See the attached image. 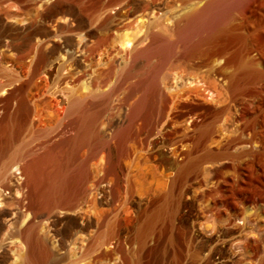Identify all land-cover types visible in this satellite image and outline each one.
Listing matches in <instances>:
<instances>
[{
  "label": "bare ground",
  "instance_id": "1",
  "mask_svg": "<svg viewBox=\"0 0 264 264\" xmlns=\"http://www.w3.org/2000/svg\"><path fill=\"white\" fill-rule=\"evenodd\" d=\"M180 1V5L166 8L161 0H86V8L82 9L76 1L58 0L36 16L28 12L13 18L15 23L0 19V264H65L73 252L76 259L72 264H82L88 252L96 259L117 255L128 258L121 239L115 240L107 252L103 250L100 226L81 207L89 174L88 160L84 159L87 155L79 156V150L87 147L94 158L104 148L111 152L112 139H118L121 156L127 141L135 137L139 120L146 126L155 124L152 97L165 96L163 62L178 43L182 45L178 58L223 74L238 58L236 45H248L246 34L239 29L251 30L261 24L250 14L253 0L243 8L250 15L240 23L236 22L232 0ZM84 8L98 11L99 21H90ZM161 19H172L167 32L174 37H167ZM121 23L132 26L135 32L131 37L120 36L124 49L108 53V66L100 79L93 83L84 79L85 94L74 86H62L70 83L72 74L85 77L87 59L109 43L111 31ZM9 53L20 60L31 57L29 78L23 80L17 70L11 72L6 65ZM154 57L158 58V66L151 71L147 69L150 63H144ZM250 69L251 73L258 72L253 66ZM42 71H56L57 79L49 91L53 96H62L64 103L58 120L43 123L36 119L34 103L27 94L34 77ZM241 80L231 76L227 82V89L235 96L242 90ZM115 96H121L117 106L123 109V116L118 120L110 117L102 131V110H108L106 106L115 102ZM178 110L180 116L190 120L192 133L188 138L198 147L203 146L214 128V120L207 114L209 106L182 103ZM259 137L256 134L244 142L251 145ZM182 155L185 163L179 164L180 174L199 164L189 153ZM211 157L210 152L204 156ZM119 159L109 167L116 175L121 169ZM226 185L221 181L219 186ZM3 188L11 190L10 199L3 197ZM217 197L215 204L223 199ZM166 201L161 197L149 208L139 210L134 237L139 254L151 252L149 238L165 213ZM92 226L96 239L86 246L84 234ZM248 239L254 252L261 248L257 238ZM252 258L247 264H264V259L258 263Z\"/></svg>",
  "mask_w": 264,
  "mask_h": 264
},
{
  "label": "rangeland",
  "instance_id": "2",
  "mask_svg": "<svg viewBox=\"0 0 264 264\" xmlns=\"http://www.w3.org/2000/svg\"><path fill=\"white\" fill-rule=\"evenodd\" d=\"M52 1L58 0H0V19L15 23L14 19L28 12L36 16ZM71 1H76L79 8H86V0ZM161 1L166 8L181 3L180 0ZM249 1H231L230 4L235 3L232 7L235 8L236 22H242L251 14L252 19L261 24L251 30L239 29L246 34L248 45H236L238 58L223 74L211 71L210 66L198 68L178 58L182 51V45L178 43L163 62L166 65L164 69L162 67L161 80L165 96L152 97L155 124L146 126L139 120L135 126V137L127 141L121 156L117 150L118 139H112L111 152L104 148L94 158L89 156L87 147L79 150V156L87 155L84 159L88 160L89 174L87 194L81 200V207L100 226L103 250L107 252L113 242L115 244L117 239H121L123 245L126 244L128 257L117 255L96 259L88 252L82 264H247L252 256L258 263L264 259V0H253L250 14L243 9ZM85 8L87 18L97 23L100 13ZM171 20H160L163 29L165 27L164 32L169 30ZM125 25L121 23L115 27L109 43L89 56L85 77L77 78V74H70V83L62 86H74L85 94L84 82L98 81L108 66L105 63L111 56L108 53L124 49L120 36L130 34L128 37H131L134 34V28ZM171 33L166 34L168 38H171ZM11 54L6 60L11 72L17 70L19 78H29L31 57L20 60ZM156 59L154 57L151 62L144 63L145 66L150 63L147 69L152 71L156 64L158 66ZM250 66L258 72L251 73ZM48 73L42 71L35 76L27 90L34 103V115L41 123L58 120L64 106L62 96H53L49 91L57 73ZM231 76L242 79L243 86L238 96L227 89ZM121 96L114 97L116 100L110 102V107L106 106L107 111L102 110L100 130H105L110 117L114 120L122 118L123 109L117 106H120L118 98ZM182 103L209 106L207 114L214 120V128L203 146L198 147L193 139L188 138L192 126L187 117L179 114L178 108ZM256 134H260L258 140L246 145L244 139ZM182 152L189 153L193 160H199V164L180 174L179 164L185 163ZM208 152L213 157L204 158ZM115 159L121 162L118 175L109 171ZM221 181L227 185L220 188ZM1 192L8 199L12 196L10 189L3 188ZM214 196L222 197L221 203L215 204ZM161 197L167 200V206L150 235L151 252L139 254L138 242L134 238L138 212L149 208ZM92 227L84 234L86 246L96 239L92 231L95 227ZM250 236L261 242V248L255 252L249 244ZM77 237L74 236L75 239ZM74 254L65 264L75 261Z\"/></svg>",
  "mask_w": 264,
  "mask_h": 264
}]
</instances>
